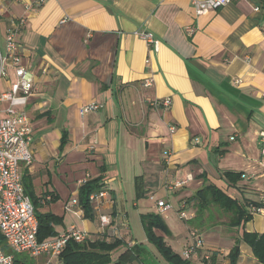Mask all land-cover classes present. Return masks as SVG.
<instances>
[{
	"label": "crops",
	"instance_id": "1",
	"mask_svg": "<svg viewBox=\"0 0 264 264\" xmlns=\"http://www.w3.org/2000/svg\"><path fill=\"white\" fill-rule=\"evenodd\" d=\"M191 1L0 0V51L11 22L24 18L18 41L34 79L25 108L33 161L22 167V183L37 199L56 197L39 212L62 219L57 235L111 232L144 246L130 228L143 227L148 213L139 200L153 199L167 182L186 180L171 199L193 222L185 200L209 184L264 205V0H231L200 17ZM142 32L159 42L157 50ZM8 88L9 81L0 83ZM164 100L167 108L154 105ZM91 104L98 109L82 114ZM225 172L240 180L228 186ZM97 178L107 197L86 218L80 188ZM261 209L240 230L227 228L237 264H259L240 238L242 231L264 234ZM99 215L110 218L108 228L101 229ZM203 240L215 255L209 264H230L231 251ZM34 262L60 264L45 256Z\"/></svg>",
	"mask_w": 264,
	"mask_h": 264
},
{
	"label": "built area",
	"instance_id": "2",
	"mask_svg": "<svg viewBox=\"0 0 264 264\" xmlns=\"http://www.w3.org/2000/svg\"><path fill=\"white\" fill-rule=\"evenodd\" d=\"M231 0H192L191 8L195 17H200L209 11H216L226 6ZM40 6L44 0H35ZM254 11H258L257 8ZM25 26V19L19 18L11 22V28L5 37L4 51H0V83L9 81V88L0 90V264H13L14 256L26 253L33 258L41 256L59 261V256L67 242L83 243L87 235L75 229L44 241H38V220L33 203L25 193L22 183L21 170L24 166L32 164L33 155L30 150L32 141V127L25 108L33 92L34 79L32 73L22 65L21 45L18 41ZM191 34V28L186 30ZM140 38L146 41L153 50H157L159 42L149 32H142ZM10 74L13 80H10ZM156 106L167 108L169 101H156ZM98 109L96 104L84 107L81 111L86 114ZM173 131V128H170ZM260 141L264 143V131L259 134ZM195 140V143H199ZM87 180L82 181L84 185ZM185 181L167 182L164 189L171 192L185 184ZM107 191L101 190L92 193L88 199L94 210L100 209ZM49 195L44 202L50 201ZM150 200H153L150 198ZM159 215L166 214L172 205L163 200L155 201ZM178 211V216L184 221L190 217L183 211ZM252 213L261 214L262 209L251 208ZM98 223L101 229L110 226L108 216L99 215ZM188 236L192 244L187 245L182 252L184 259L197 258L198 250H203L204 242L201 235L194 229ZM203 259L209 261V256Z\"/></svg>",
	"mask_w": 264,
	"mask_h": 264
},
{
	"label": "trees",
	"instance_id": "3",
	"mask_svg": "<svg viewBox=\"0 0 264 264\" xmlns=\"http://www.w3.org/2000/svg\"><path fill=\"white\" fill-rule=\"evenodd\" d=\"M223 180L228 186L235 185L240 180V174L225 172L222 175ZM100 178L87 181L80 188V203L86 218L91 217L92 211H95L89 202V195L105 190L102 187ZM25 193L30 197L35 214L38 220V241H44L57 237L54 228L62 224V219L50 214H42L39 209L44 205L56 201V197H51L50 201L44 202V197L37 199L34 197L28 187H24ZM142 196V193L139 194ZM186 204L193 205L198 226L203 227V214L207 209L215 205L227 214L229 221L226 226L231 230H240L243 225L252 218L251 208H264V205L240 202L232 199L228 194L209 184L198 190L191 198L185 200ZM143 227L146 234L147 243L151 244L161 255L167 264H192L191 259H184L183 256L174 253L170 246L166 244L163 236H168L169 231L163 222L161 215L151 213L142 216ZM206 225V224H205ZM240 241L245 243L251 250L253 257L259 264H264V234L247 233L242 231ZM112 255L115 259H112ZM204 255L209 256V261L203 259ZM214 253L211 255L198 250L197 259L201 264H209L214 260ZM238 252L234 249L228 255L230 264L236 263ZM60 264H158L156 258L142 244H133L124 239L115 237L109 232L103 236L87 237L80 244L73 241L67 242L64 250L59 256ZM13 264H35L34 258L26 253L14 256Z\"/></svg>",
	"mask_w": 264,
	"mask_h": 264
},
{
	"label": "rangeland",
	"instance_id": "4",
	"mask_svg": "<svg viewBox=\"0 0 264 264\" xmlns=\"http://www.w3.org/2000/svg\"><path fill=\"white\" fill-rule=\"evenodd\" d=\"M171 192H166L165 189L158 191L154 197L153 200L147 199V201L144 199L139 200V206L141 212H148L151 214V208L156 209L155 201L159 200L160 198L167 200L169 199L172 204V209L169 210L166 214L161 215L164 224L166 225L169 235L168 236H163L164 241L168 246L171 247L172 251L178 255L182 256V252L184 251V248H186L187 245L192 244L191 238L188 236V233L190 230L196 228V231L199 232L201 228L198 226V221L194 223L193 221H184L179 218L178 216V206L175 202V200L171 199L172 193ZM150 204V205H142V204ZM143 206H146L149 210H143ZM131 209V208H130ZM132 210V209H131ZM189 214V211H187ZM148 213L145 215H148ZM156 213H158L156 209ZM205 216L203 220V230H202V237L209 243V245L212 246H217L220 249L223 250H229L233 251V249L236 251L237 246L232 245L230 238H232L230 235H227L228 233V227L222 226V224H218L219 222L222 223L223 221L228 222L229 219L225 218L227 216L226 213L221 211L220 208H218L215 205L210 206L207 211L203 214ZM207 218V219H206ZM195 224V225H194ZM206 224V225H205ZM131 230H132V235L133 238L136 239L138 243L139 241H145L146 240V234L144 227L140 226L137 222H132L131 223ZM202 238V240H203ZM123 239V238H122ZM204 242V240H203ZM146 249L153 255L158 264H167L159 255L158 251L149 243H144ZM233 247V248H232ZM207 246H204L203 248V253H208L212 254V251H207ZM116 257L112 255V259L114 260ZM49 259V258H48ZM191 261H194V258H190ZM52 260V259H50ZM35 264H37L35 262ZM237 264V263H235Z\"/></svg>",
	"mask_w": 264,
	"mask_h": 264
}]
</instances>
